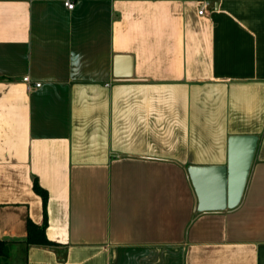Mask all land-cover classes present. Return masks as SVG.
I'll return each instance as SVG.
<instances>
[{
    "label": "crops",
    "instance_id": "obj_1",
    "mask_svg": "<svg viewBox=\"0 0 264 264\" xmlns=\"http://www.w3.org/2000/svg\"><path fill=\"white\" fill-rule=\"evenodd\" d=\"M206 1L0 0L8 261L264 264V0ZM233 136L258 137L242 202L199 212L188 169L226 167ZM35 179L52 244L27 246Z\"/></svg>",
    "mask_w": 264,
    "mask_h": 264
},
{
    "label": "water",
    "instance_id": "obj_2",
    "mask_svg": "<svg viewBox=\"0 0 264 264\" xmlns=\"http://www.w3.org/2000/svg\"><path fill=\"white\" fill-rule=\"evenodd\" d=\"M122 63H125L124 67ZM131 76L132 59L125 56L116 57L115 77ZM257 145V136H233L229 140V161L226 167L197 166L188 169L197 195L199 212L232 210L241 204Z\"/></svg>",
    "mask_w": 264,
    "mask_h": 264
},
{
    "label": "trees",
    "instance_id": "obj_3",
    "mask_svg": "<svg viewBox=\"0 0 264 264\" xmlns=\"http://www.w3.org/2000/svg\"><path fill=\"white\" fill-rule=\"evenodd\" d=\"M34 189L42 197L43 200V214L44 222L43 224L36 225L30 220L28 221V236L25 240L27 246L30 244H41L49 245L52 244L45 235V231L48 225V215H47V204L49 195L48 192L43 189L37 179L34 180ZM12 241L2 240L0 241V264H5L11 257Z\"/></svg>",
    "mask_w": 264,
    "mask_h": 264
},
{
    "label": "built area",
    "instance_id": "obj_4",
    "mask_svg": "<svg viewBox=\"0 0 264 264\" xmlns=\"http://www.w3.org/2000/svg\"><path fill=\"white\" fill-rule=\"evenodd\" d=\"M64 4H65V7H66L67 9H69V10H73L74 7H75L74 0H64ZM201 5H202V6H201V9L199 10V14H200V15H203L204 12H205L206 6H207V1H206V0H202ZM23 81H24V83L27 84V87H28L29 90H32L33 87H35V88H39V87H41V83H36V84L33 86L32 83H31L32 81H31L30 77H25V78L23 79Z\"/></svg>",
    "mask_w": 264,
    "mask_h": 264
},
{
    "label": "rangeland",
    "instance_id": "obj_5",
    "mask_svg": "<svg viewBox=\"0 0 264 264\" xmlns=\"http://www.w3.org/2000/svg\"><path fill=\"white\" fill-rule=\"evenodd\" d=\"M5 264H20V263L13 262V261H7Z\"/></svg>",
    "mask_w": 264,
    "mask_h": 264
}]
</instances>
